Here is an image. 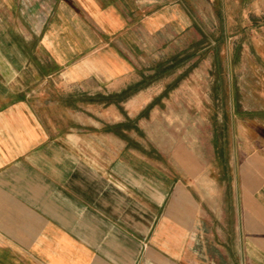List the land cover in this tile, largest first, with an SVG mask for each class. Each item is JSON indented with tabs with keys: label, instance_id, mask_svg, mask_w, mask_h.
<instances>
[{
	"label": "crops",
	"instance_id": "crops-1",
	"mask_svg": "<svg viewBox=\"0 0 264 264\" xmlns=\"http://www.w3.org/2000/svg\"><path fill=\"white\" fill-rule=\"evenodd\" d=\"M0 264H264V0H0Z\"/></svg>",
	"mask_w": 264,
	"mask_h": 264
},
{
	"label": "rangeland",
	"instance_id": "rangeland-1",
	"mask_svg": "<svg viewBox=\"0 0 264 264\" xmlns=\"http://www.w3.org/2000/svg\"><path fill=\"white\" fill-rule=\"evenodd\" d=\"M189 35L196 38L193 31L189 32ZM200 43L202 42L197 40L196 44L193 43L189 48L193 49L200 47ZM187 46L188 43L186 36L185 40L177 41L176 44L170 43L165 47H162V53L159 54L157 58L152 56L149 57L150 60L152 59L153 62L157 64V68L152 74H148V76L145 77L143 81L144 89H149L150 92H154L156 91L157 86H159V89L162 88V93L160 94L161 98H159L161 100H164L171 91H175L176 94L187 97V81H189V85L191 90L194 91V95H197L198 97L201 92H204V87H200L201 84L199 83V77L201 74L198 71L199 65L204 62L208 64H212V62L214 63L215 56L207 55L200 57L196 54H189ZM188 65H190L189 68H187ZM202 75L204 74L202 73ZM208 75L209 78L207 79L209 83L210 78L215 81V72H208ZM208 85L210 87V84ZM132 90L133 89L129 88V95L132 94V92H135V89Z\"/></svg>",
	"mask_w": 264,
	"mask_h": 264
}]
</instances>
